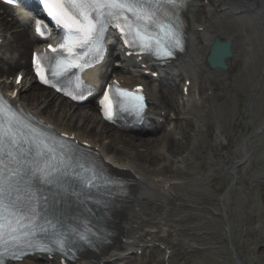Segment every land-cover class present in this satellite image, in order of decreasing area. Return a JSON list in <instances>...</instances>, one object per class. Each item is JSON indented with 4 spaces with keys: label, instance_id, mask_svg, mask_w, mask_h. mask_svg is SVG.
<instances>
[{
    "label": "snow or ice",
    "instance_id": "1",
    "mask_svg": "<svg viewBox=\"0 0 264 264\" xmlns=\"http://www.w3.org/2000/svg\"><path fill=\"white\" fill-rule=\"evenodd\" d=\"M39 2L65 35L55 45H48L54 55L34 52L32 64L39 80L58 92L63 88L57 83L70 81L69 73L75 75L73 69L92 66V61L85 57L94 55L97 63L103 59L109 28L118 30L124 45L138 52L171 58L176 51L184 50L182 24L176 9L186 0ZM163 5L170 7L165 9ZM35 32L41 37L48 35L41 21H36ZM16 82H21L20 76ZM113 89L114 96L110 95ZM142 92V88L132 91L117 86L116 82L109 84L100 100L106 118L111 120L114 112L119 111L140 115L146 107ZM64 95L73 100L78 98L69 91H64ZM79 98H84L83 92ZM96 180H104L102 172L85 161L74 141L57 140L32 127L0 96V264L9 259L19 262L33 253L74 257L77 240L92 245L95 242L92 232L84 226L75 228L66 224L60 205L65 195L76 191L71 188L72 182L91 188L96 186ZM104 183L114 182L104 180Z\"/></svg>",
    "mask_w": 264,
    "mask_h": 264
},
{
    "label": "bare ground",
    "instance_id": "2",
    "mask_svg": "<svg viewBox=\"0 0 264 264\" xmlns=\"http://www.w3.org/2000/svg\"><path fill=\"white\" fill-rule=\"evenodd\" d=\"M28 22L29 18L26 16L16 17L7 12H0V40L9 32H11L12 38L4 47V55L0 56V79L20 70H23L22 73H25L26 76L31 73V59L28 60V54L41 43L33 35ZM189 23L190 49L177 62L174 61L166 67H159L154 62H138L137 59L128 58L121 52L119 47L114 48L112 51L113 55L120 59L124 75H119L113 71L110 75H105V79L108 82L117 78L130 87L148 81L147 93L152 103L149 114L156 117L157 126L146 135L137 132L135 129L119 131L122 134L118 136L107 133L106 135L109 134L108 139L111 140L112 144L95 145V148L98 149L112 168L125 170L136 185L134 204L128 210L126 220L122 221L121 230L125 240H122L99 260L103 264H127L130 260L129 256L134 250L138 258L135 264H140L141 257L138 256L140 251L146 254L148 251L158 250L164 261L166 251H172L181 245L171 232H173L174 223L179 221L184 211L185 206L182 205L190 203L191 208L193 205L198 204L186 195L187 190L184 191L185 180L195 170V165L186 161L184 167L180 170L175 169L172 161L167 158V153L175 156L174 147L177 144L175 136L173 133H169L164 139L163 137H156L155 134L158 130L161 133L165 130L166 123L170 119L168 114L171 108L176 113L181 112V107L176 99H173L172 102L169 101L165 88H169V85H171V87L174 86L178 90L180 76H186L187 80H191L189 95L186 96V100L196 105H206L207 100L205 94L202 93L203 83L205 82L208 91L214 93L217 91L214 88L217 82L213 80L215 84H212L209 81L210 78L207 80L204 77L205 73H212L206 64V58L215 38L232 42L234 57L231 64L236 61L237 66L232 65L231 69L229 68L226 72L213 70V74L209 77L218 73L223 76L228 75L223 79L222 84L230 86L232 83L231 77L236 76L237 70L240 68L244 72H250L256 78L253 82L255 84L254 90L264 78V0H226L222 7L206 3L205 0H196L190 9ZM15 28L23 29V32L13 31ZM144 65L147 67L144 68ZM147 70L150 71V78L143 74ZM164 71L174 72L173 81H161L160 84H157L153 74L155 72L163 73ZM16 78L17 75L13 86L14 89H19V93L27 90L30 93L34 92L33 88L24 90L23 85L22 87L15 86ZM0 86H2L1 83ZM8 88L10 86L5 83L2 89ZM41 98L43 99L42 103H33L26 107L21 104L22 98L20 97L13 102L20 104L34 116L46 120L59 132L68 133L74 135L76 139L86 141V137L81 133L70 131L66 127L67 124L64 123L65 120L69 119L71 121L76 116L74 113L68 116L72 108L67 106L69 103L67 100L62 99V103L56 107L62 120L54 121L45 115L54 108L55 97L41 94L38 99L41 100ZM91 109L99 113L94 106ZM78 120L84 125L89 123L95 125L98 121L96 117L85 114H80ZM199 122L202 127H206L201 120ZM263 129L264 121L259 124L258 132ZM124 133L127 135H124ZM117 142L122 145L123 149L116 146ZM251 142H253L252 139L249 141L243 140L240 158L245 159L248 157V151L245 148ZM129 146L134 152H137V155H131L130 152L126 153L124 151V148ZM160 147L161 149L154 151ZM138 148H142L143 151L140 153L137 150ZM191 154L194 157L200 156L196 152ZM159 165L161 166L158 167ZM205 165L202 162V166L205 167ZM224 167L228 172L233 171L229 173L231 176L229 180L233 183V180L238 176L237 163L231 160L225 163ZM171 201L181 204V206L173 210ZM191 220L193 219L191 218ZM182 221L179 222L180 226L186 224L185 218L182 217ZM199 229V232L203 231V228ZM158 243L161 244V247L156 246ZM47 260L46 256H38L26 259L20 264H59L57 260ZM93 263L90 260H83L76 264Z\"/></svg>",
    "mask_w": 264,
    "mask_h": 264
},
{
    "label": "rangeland",
    "instance_id": "3",
    "mask_svg": "<svg viewBox=\"0 0 264 264\" xmlns=\"http://www.w3.org/2000/svg\"><path fill=\"white\" fill-rule=\"evenodd\" d=\"M3 40L0 55L5 53L4 47L11 40L10 34L3 37ZM29 58L30 52L28 60ZM232 64L237 65L236 61ZM237 72L232 79V86L229 87L222 84L224 76L221 73L213 77L205 75L207 80L210 78L212 84H215L213 80L217 82L214 86L217 92L214 94L209 92L207 104L203 106L195 104L188 106L184 100L182 101L180 85L179 92L175 93H178L179 103L184 104L182 112L174 116L175 112L170 109V116L172 115L173 119H170L163 135L156 134V137L164 139L169 133L175 136L177 141L174 147L175 156L167 154L175 169L180 170L186 161L195 165V170L185 180L184 191L187 190L186 195L198 204L191 208L190 203L182 205L185 207L181 216L186 219V226L190 227L182 232L179 228L183 226L175 224L176 230L179 229L180 232L177 234L174 232L173 237L181 245L172 250L170 264H235L224 235L226 225L241 264H264V129L258 132L259 124L264 121V79L261 80L257 91H254L253 82L256 79L254 75L240 68ZM15 74L13 72L5 77L13 79ZM31 80L26 87L31 85L34 92L30 93L29 90L22 92L20 94L22 103L25 105L42 103L43 99H38L41 94L55 97L54 108L46 113V117L54 121L62 120L56 109L62 103V98L35 83L31 84ZM206 90L205 86L202 92L206 93ZM171 93L173 97V91ZM67 106L72 108L68 116L72 113L76 115L71 121L69 119L64 121L67 129L79 132L95 143L108 145L112 144L108 139L109 134L116 136L122 134L100 120L90 106L78 107L70 102ZM80 114L96 117L98 121L95 125L92 123L84 125L78 120ZM199 120L205 124L204 129ZM107 133L109 134L106 135ZM250 139L253 142L246 147L248 158L242 159L243 164L239 163L236 169L238 176L231 184L230 171L224 169V165L231 160L240 161L243 140ZM116 146L123 149L119 142ZM158 149L161 147L154 151ZM137 150L140 153L143 151L142 148ZM124 151L132 154L131 146L125 147ZM192 152L199 153L200 156L194 157ZM202 162L206 164L205 167L202 166ZM172 204V208H176V203L172 201ZM224 213L228 223L225 221ZM199 228H203L207 233L201 236L194 235L198 233ZM203 244L208 245L209 249L201 251L195 248ZM135 263H137L135 256L128 261V264ZM141 264L165 263L159 251L155 250L142 256Z\"/></svg>",
    "mask_w": 264,
    "mask_h": 264
},
{
    "label": "water",
    "instance_id": "4",
    "mask_svg": "<svg viewBox=\"0 0 264 264\" xmlns=\"http://www.w3.org/2000/svg\"><path fill=\"white\" fill-rule=\"evenodd\" d=\"M231 44L229 42L227 43H221L219 41L216 42L214 47L212 48L211 55L209 57V65L212 68L221 67L222 69H227L226 65V58H231L232 53L230 49Z\"/></svg>",
    "mask_w": 264,
    "mask_h": 264
}]
</instances>
